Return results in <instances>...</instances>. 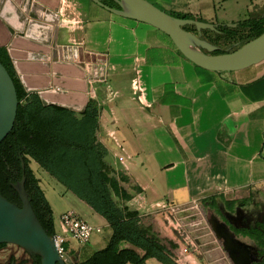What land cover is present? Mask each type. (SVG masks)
I'll return each instance as SVG.
<instances>
[{
    "label": "crops",
    "instance_id": "1",
    "mask_svg": "<svg viewBox=\"0 0 264 264\" xmlns=\"http://www.w3.org/2000/svg\"><path fill=\"white\" fill-rule=\"evenodd\" d=\"M57 1H37L46 9L56 7V23L41 8L33 9V17L58 25V45L83 52L80 56L67 51L72 60L66 61L81 62L90 71L87 109L98 113L96 140L107 150L116 175L121 172L138 186L139 201L132 194L133 204L135 200L141 201L140 208L177 209L208 202L244 239L242 243L256 251L259 260L252 264H261L264 252L243 231L264 225L259 218L264 216V61L237 71H209L186 59L168 35L147 23L107 11L91 0ZM147 1L216 25L264 16V0ZM3 28L1 47L12 37ZM37 178L41 187L42 179ZM208 199H214V206ZM77 200L79 209L87 210L107 231L96 250L102 249L111 234L108 224ZM232 201L237 204L230 205ZM242 205L250 211L261 209L253 224ZM67 210L73 209L66 208L58 217ZM180 219L193 239L202 238L193 213L184 210ZM54 225L59 229L58 218ZM122 247L132 248L128 243ZM71 249L83 257L95 251ZM186 258L197 264L191 254ZM150 259L154 258L144 264ZM228 263L232 264L229 259Z\"/></svg>",
    "mask_w": 264,
    "mask_h": 264
},
{
    "label": "trees",
    "instance_id": "2",
    "mask_svg": "<svg viewBox=\"0 0 264 264\" xmlns=\"http://www.w3.org/2000/svg\"><path fill=\"white\" fill-rule=\"evenodd\" d=\"M100 1L110 8L120 9L115 0ZM165 12L173 17L201 21L190 14ZM183 29L196 34L193 25H186ZM217 29L218 32L202 30L200 38L215 47L221 39L229 44L238 41V49L264 32V16H252L233 28L218 25ZM236 49L222 51L217 48L211 54L230 53ZM0 61L14 82L18 99L13 128L0 143V195L21 206L13 185L21 179L22 158L24 187L31 207L46 233L49 236L55 234L52 210L29 166L28 158H31L108 224L111 234L105 246L82 257L78 264H144L149 258L161 264H178L169 255V248L151 235L148 228L140 225L139 212L126 205L131 197H122L123 204L114 200V196L125 194L120 185L124 177L116 175L109 165L107 150L96 140L98 113L89 108L80 114L57 106H42L37 94L26 93L18 80L13 78L8 57L1 49ZM208 201L214 206V199ZM243 233L255 239L264 252V225H260L259 230L249 229ZM122 243H128L132 248L122 247ZM6 245L0 244V248ZM171 246L176 247L174 244ZM31 258V264H40L38 256ZM10 261L16 260L11 257ZM18 264H25V261L20 260Z\"/></svg>",
    "mask_w": 264,
    "mask_h": 264
},
{
    "label": "water",
    "instance_id": "3",
    "mask_svg": "<svg viewBox=\"0 0 264 264\" xmlns=\"http://www.w3.org/2000/svg\"><path fill=\"white\" fill-rule=\"evenodd\" d=\"M91 1L107 11L147 23L159 29L169 36L175 47L186 59L203 69L209 71H237L264 61V32L233 52L211 54L217 47L202 40L200 36L202 30L218 32V25L216 24L173 17L147 0H115L120 9L105 6L100 0ZM8 2L9 0H0V21L12 36L6 45V51L24 91L37 94L44 107L57 106L76 113H84L88 105L86 83L87 78L90 79L89 69L87 72L83 70L80 72L76 66L66 63L64 64L65 68H59L60 71H58L55 65H51L53 78L62 74L71 78L73 74L75 75L79 72L77 78L81 82L80 86H71L74 89H66L64 94L57 93L54 91L55 89L53 91H42L32 86L33 83L28 81L27 75H24V73H37L39 71L29 63L34 58L25 56L22 53L17 54L15 51L18 49L16 48H21L19 50L22 51L37 50L41 43L46 42L48 39L45 41L46 32L40 24L33 23L25 16L20 20L19 17H14L13 11L11 12L10 7L7 5ZM22 9L27 12L26 1L23 3ZM29 10L32 13L33 9L29 8ZM47 13L53 18L51 22L56 23L58 21L59 16L56 13V7H49ZM186 25H193L196 29V34L185 31L183 27ZM225 26L233 28L236 24H227ZM49 29L51 30V28ZM52 32L50 39L46 42L53 48L52 55L57 49L70 50L72 48L71 46L57 44L58 25H55ZM2 44L4 43L0 42V47ZM78 49L81 50L80 47ZM200 49L207 53L202 52ZM17 105L18 99L14 82L0 61V143L13 128ZM20 159L22 176L13 185V189L18 195L21 206L19 207L9 202L0 195V244L13 245L30 256H38L40 264H76L74 258L78 253H74L72 257L66 254L64 259H62L58 254L54 237L46 233L36 217L24 187V162L22 158ZM183 208H177V210H180L175 213L177 217H180L181 212L188 209ZM193 209L198 213L196 207H193ZM198 219L202 221V226L205 228L206 234H208V240L212 243L211 248H214V255L222 264H229L228 259L232 264H252L259 260L256 251L252 247L238 241L224 224L212 218L209 221L210 228L206 221L201 220L200 215ZM180 222L185 224L181 219ZM217 240L221 241V246ZM200 249L208 260H210L208 255L213 259L212 255L204 251L202 245ZM224 252L227 254L228 259L224 256Z\"/></svg>",
    "mask_w": 264,
    "mask_h": 264
},
{
    "label": "rangeland",
    "instance_id": "4",
    "mask_svg": "<svg viewBox=\"0 0 264 264\" xmlns=\"http://www.w3.org/2000/svg\"><path fill=\"white\" fill-rule=\"evenodd\" d=\"M35 1H39V0H35ZM249 18L250 17H248L247 19ZM223 23L227 25V24H237L238 22L230 23L225 20ZM224 24L220 23L219 25H224ZM238 46H239L238 41L230 42L229 44V42H225L223 39H221L217 45V48L222 51H230V50L236 49V47ZM6 47L7 46H3V47H0V49L8 57V62L11 67L13 78L17 79L19 82L18 76L15 73L12 67L11 60L7 54ZM67 59H70V58H67ZM82 60L84 61V59ZM28 94H33V93H28ZM25 99L27 98L25 97ZM28 162H29V166L32 169L35 177H39L42 179L41 187L46 196V199L51 205L52 216H53V220L55 221V223H57L58 214L60 212H62L66 208H71L75 210L88 223L94 226L100 227L96 225L95 221H93L90 218V215L87 214L86 212L87 210L79 209V207L81 206L78 204L79 202L73 194L68 192L59 182H57L47 172H45L34 160H32L31 158H28ZM119 173L121 176L124 177V182L120 183V185L122 189H124L125 194H123L122 196L121 195L114 196V200L116 201V203L123 204L125 195L130 196L131 198L126 202V204L130 203L128 204L129 205L128 207L131 209L133 207L134 208L138 207L137 211L139 212V215H140L139 217L140 225L148 228L151 235H154L160 242L164 243L169 248V251H170L169 255L171 256V258L175 259L179 264H192V260L189 258L188 259L186 258L189 254H191L192 257L194 256V258L197 259L196 260L197 264H208L209 260L204 255V252L200 249V246H198L195 240L191 237V234L187 231L186 224H182L180 222V217H177L175 215V213L179 212L180 210H177L176 208H171L168 206H156L155 208H140L139 203L141 201L136 203L135 200L133 204L132 194H135L133 195L134 196L133 198L137 197L138 190H139L138 186L131 183L130 180H128V178L126 179L125 175H123L121 172ZM137 200L139 201V198ZM243 206L244 205H242V207ZM190 207L191 208L196 207L198 209V214L202 218L201 220L206 221L210 228L211 226L209 224V221L212 218H214L218 220L219 222H221L222 224H224L226 228L233 234V236L238 241L242 242V240H244L236 236V234L233 233L229 229L228 224L223 221L222 216L216 213V211H214L212 208L208 207V202L206 204H204L203 202L198 203V204H191L187 207H184L183 209L190 208ZM243 208H241V210H243L244 212H247L251 220L250 223L253 224L255 222L254 219H258V217H256V215H258L257 212L261 213V209L260 208L254 209V207H252L251 208L252 211H250V209L246 208L245 206ZM262 212H264V210H262ZM259 218H261L262 220L264 219V216L259 217ZM229 219H232V218L229 216ZM235 225L238 227H241L239 226V224H235ZM106 236H107V231L103 227H101L100 233L93 234L90 238V241L86 244L80 245L71 239H67V242L64 244L66 253L72 257L74 253L71 248L81 250L82 248L87 247V250L89 252L91 250H96L99 246L98 243H100L99 239H101V243H102V240H104ZM217 241H218V244L221 246V241L219 240ZM172 244H174L177 247L175 255H173L172 253V250L175 248L171 246ZM225 255L228 258L226 253ZM11 257H14L16 261H20V260L25 261V264H31V261H32V258L30 255L26 254L22 249L16 246L7 244L6 246L0 248V262L1 263H8ZM82 257H83L82 254L81 256H79V254L76 255L74 258L75 259L74 262L78 264ZM146 264H161V263L157 262L155 259H150L148 260Z\"/></svg>",
    "mask_w": 264,
    "mask_h": 264
},
{
    "label": "bare ground",
    "instance_id": "5",
    "mask_svg": "<svg viewBox=\"0 0 264 264\" xmlns=\"http://www.w3.org/2000/svg\"><path fill=\"white\" fill-rule=\"evenodd\" d=\"M26 1V6H27V12H24L22 9L23 3ZM57 1V0H55ZM10 7L11 12L13 11V16L14 17H19V20L25 16L27 19L31 20L33 23L35 24H40L43 27V30L46 32V39L45 41L48 39H50V34H52V30L54 29L55 25L51 24V23H46V22H42L38 19H36L35 17H33V12L31 13L29 8L31 9H38L41 8L43 11H47L48 9H46L44 6H42L41 4H39L37 1L35 0H9L8 4ZM4 25V24H3ZM2 23H0V39H2V41L5 40V36L4 35V28H3ZM5 27V25H4ZM6 28V27H5ZM51 28V30L49 29ZM7 30V28H6ZM7 33H9V31H7ZM6 34V33H5ZM10 34V33H9ZM47 40V41H48ZM46 41V42H47ZM41 43V45L39 46V48H37V50L34 49H30V50H19L21 48H16L18 50H14L17 54L18 53H22L25 56L28 57H33L34 59H32L31 65H33V68H36L37 70H39L37 73H24V75H27L26 78H28V81H31L33 84L32 86L38 88V90H42V91H50V90H54L57 93H62L64 94V90L68 89L69 85L73 86V87H79L81 82L78 81V73H76L75 75L73 74V77H69L66 75H58L56 77L53 78V74L52 71L49 70V68L51 69V65H55V67L62 69L65 68L64 64L68 63V64H72L74 66H76L80 72H82V70L84 72H86L85 66L83 63L81 62H73V61H66L67 59V51L68 53H75L77 54L80 53V56L83 54V52H80L78 50H74L73 48L66 49L64 50L63 48L61 50H56L54 52V55H52V51L53 48L49 43ZM9 43V42H8ZM7 43V44H8ZM84 55V54H83ZM60 56V58H59ZM86 59H91L97 63H104V60L101 59V61L98 60H94L92 59V57L90 55L85 56ZM65 59V60H64ZM72 60V59H71ZM50 66V67H49ZM65 71V70H64ZM63 77V78H62ZM41 87V88H40ZM186 213H193V221L195 222V227L198 228V234L202 237H200L201 239H194L196 244L199 245V243L205 244V246H203L204 251L207 252L208 254L212 255L213 259L211 258V256L208 255V257L210 258L209 263L208 264H222V262H220V260L218 258H216V256L214 255V248L212 247V243H210V241L208 240V234H206L205 232V228L202 226V221H200V219H198V213L190 207V209L185 210ZM191 237H193L191 235ZM201 246V245H200Z\"/></svg>",
    "mask_w": 264,
    "mask_h": 264
},
{
    "label": "built area",
    "instance_id": "6",
    "mask_svg": "<svg viewBox=\"0 0 264 264\" xmlns=\"http://www.w3.org/2000/svg\"><path fill=\"white\" fill-rule=\"evenodd\" d=\"M58 226L59 229H55L53 237L58 254L62 259L67 254L64 247L67 239L82 245L88 243L93 234H98L101 231L100 227L88 223L74 210H67L60 214Z\"/></svg>",
    "mask_w": 264,
    "mask_h": 264
},
{
    "label": "flooded vegetation",
    "instance_id": "7",
    "mask_svg": "<svg viewBox=\"0 0 264 264\" xmlns=\"http://www.w3.org/2000/svg\"><path fill=\"white\" fill-rule=\"evenodd\" d=\"M19 261H10L9 264L13 263V264H18Z\"/></svg>",
    "mask_w": 264,
    "mask_h": 264
}]
</instances>
